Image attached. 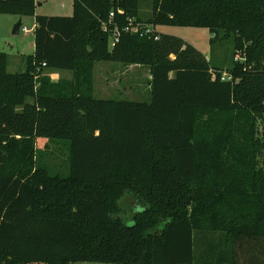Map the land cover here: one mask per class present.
Wrapping results in <instances>:
<instances>
[{"label":"trees","instance_id":"obj_1","mask_svg":"<svg viewBox=\"0 0 264 264\" xmlns=\"http://www.w3.org/2000/svg\"><path fill=\"white\" fill-rule=\"evenodd\" d=\"M139 3L48 17L0 0V15L34 19L24 71L0 53V264H238L236 245L264 240V0H151L145 19ZM156 26L206 28L242 62L217 71ZM100 62L147 68L149 102L94 98ZM37 139L59 143L65 174ZM126 194L138 206L122 216Z\"/></svg>","mask_w":264,"mask_h":264},{"label":"rangeland","instance_id":"obj_2","mask_svg":"<svg viewBox=\"0 0 264 264\" xmlns=\"http://www.w3.org/2000/svg\"><path fill=\"white\" fill-rule=\"evenodd\" d=\"M35 16H71L72 15V0H35ZM140 13L145 19L150 14L151 0H140ZM21 22V28L18 35H12V30L18 22ZM22 28L30 30L29 33L21 32ZM33 29L34 19L32 17H24L19 19L16 16L0 15V53H4L8 57L7 73H20L24 71V64L21 61L24 57L33 53ZM155 31L158 34L171 36L182 40L185 44L192 46L196 51L201 53L208 61L211 68L217 71L225 72L232 66V62H242L238 56L234 57L233 42L231 39L218 41L211 44L210 40L214 35L206 28L200 27H181V26H156ZM111 47V43H109ZM108 65L121 66L117 63H96L94 67V98L100 100H122L134 102H149V70L145 67L135 66V68L127 70L122 75L124 79L125 94L114 96L111 94V89L116 85L107 89L105 84L106 78L111 80V83L116 81V77L108 73ZM213 69V70H214ZM214 72V71H212ZM71 76V75H70ZM70 76H67L70 78ZM225 76V77H224ZM223 74V78H226ZM134 79H139L136 83V90L130 88ZM67 80V79H65ZM70 80V79H69ZM110 90V91H109ZM112 96V97H108ZM37 159L42 160L49 171L67 172L65 164V155L59 143L51 142L46 139H37L35 141ZM41 164V163H40ZM259 167L264 170V160L259 159ZM132 206H138L134 198L130 194H126L120 201V214L128 215ZM220 235L213 234L211 239H218ZM203 242V237L201 236ZM236 245V256L238 264H262L264 262V240L261 243L254 241L243 242L241 251ZM242 253H244L242 255ZM256 260V261H255ZM74 264H100V263H74Z\"/></svg>","mask_w":264,"mask_h":264},{"label":"crops","instance_id":"obj_3","mask_svg":"<svg viewBox=\"0 0 264 264\" xmlns=\"http://www.w3.org/2000/svg\"><path fill=\"white\" fill-rule=\"evenodd\" d=\"M72 3H73V0H72ZM68 17V16H67ZM33 53H34V42H33ZM33 53L31 55H28V56H32ZM24 57L21 61L23 62V64L25 63V59L28 57ZM8 58V57H7ZM109 64V63H107ZM119 64V63H117ZM8 65V64H7ZM121 66H111V65H108V73L110 72V75L111 76H114L116 77V81L111 83V80L109 78H106L105 81H106V85H107V89H111L110 87L113 86V85H116L115 87H113L111 89V94H113L114 96H120L121 94H125L124 93V90H126L125 88V82H124V79H121L122 78V75L125 74V71H126V66L122 65V64H119ZM137 67V66H136ZM135 68V66H128L127 70H130V69H133ZM47 75L49 76L50 80L54 83L58 82L59 80L61 79H67L69 80L71 78V73L70 72H48ZM67 76H70V78H68ZM139 82V79H134L130 88L132 90H136L135 86H136V83ZM93 87H94V84H93ZM95 92V90H94ZM108 97H112V96H108ZM112 101H122V100H112Z\"/></svg>","mask_w":264,"mask_h":264},{"label":"built area","instance_id":"obj_4","mask_svg":"<svg viewBox=\"0 0 264 264\" xmlns=\"http://www.w3.org/2000/svg\"><path fill=\"white\" fill-rule=\"evenodd\" d=\"M113 15L111 14L110 17H112ZM30 30H27L26 28H22L21 29V32L23 33H29ZM127 31L131 32V33H139L140 32V29L138 27H130V28H127ZM151 32H154V30L152 28H147L146 30H144V32L141 33L142 34H149ZM117 33L114 34L113 38L111 39V46H113L116 42H117ZM225 77V76H224ZM226 79H229L228 77L226 78H223L222 76V80H226Z\"/></svg>","mask_w":264,"mask_h":264},{"label":"water","instance_id":"obj_5","mask_svg":"<svg viewBox=\"0 0 264 264\" xmlns=\"http://www.w3.org/2000/svg\"><path fill=\"white\" fill-rule=\"evenodd\" d=\"M21 28V22L19 21L17 25L14 26L12 30V35H18Z\"/></svg>","mask_w":264,"mask_h":264}]
</instances>
